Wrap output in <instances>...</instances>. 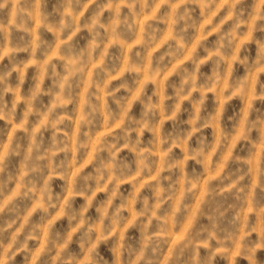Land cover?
I'll list each match as a JSON object with an SVG mask.
<instances>
[{"label": "clouds", "instance_id": "1", "mask_svg": "<svg viewBox=\"0 0 264 264\" xmlns=\"http://www.w3.org/2000/svg\"><path fill=\"white\" fill-rule=\"evenodd\" d=\"M0 264H264V0H0Z\"/></svg>", "mask_w": 264, "mask_h": 264}]
</instances>
